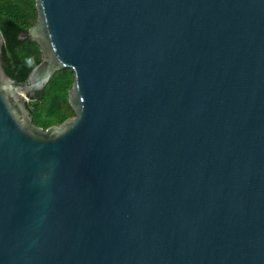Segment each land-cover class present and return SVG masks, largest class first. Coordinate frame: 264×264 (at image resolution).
Here are the masks:
<instances>
[{
	"label": "water",
	"instance_id": "1",
	"mask_svg": "<svg viewBox=\"0 0 264 264\" xmlns=\"http://www.w3.org/2000/svg\"><path fill=\"white\" fill-rule=\"evenodd\" d=\"M35 2L24 80L0 29V264H264V0Z\"/></svg>",
	"mask_w": 264,
	"mask_h": 264
},
{
	"label": "trees",
	"instance_id": "2",
	"mask_svg": "<svg viewBox=\"0 0 264 264\" xmlns=\"http://www.w3.org/2000/svg\"><path fill=\"white\" fill-rule=\"evenodd\" d=\"M35 3V0H0L3 66L17 80H24L41 59L39 44L28 37H19L36 22L38 12ZM73 82V70L60 68L51 75L42 90L29 96L27 106L35 124L46 128L75 115L68 100V89Z\"/></svg>",
	"mask_w": 264,
	"mask_h": 264
}]
</instances>
